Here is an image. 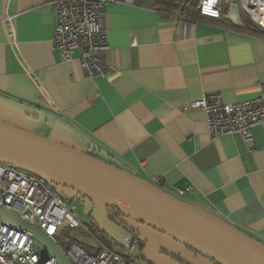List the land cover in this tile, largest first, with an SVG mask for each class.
Masks as SVG:
<instances>
[{"label": "crops", "instance_id": "obj_1", "mask_svg": "<svg viewBox=\"0 0 264 264\" xmlns=\"http://www.w3.org/2000/svg\"><path fill=\"white\" fill-rule=\"evenodd\" d=\"M55 23L54 0H0V122L142 181L161 179L166 191L192 187L188 204L264 249V125L248 151L239 135L211 138L204 111L183 112L213 94L226 104L259 96L264 37L165 17L150 4H111L112 71L93 79L62 61Z\"/></svg>", "mask_w": 264, "mask_h": 264}, {"label": "built area", "instance_id": "obj_2", "mask_svg": "<svg viewBox=\"0 0 264 264\" xmlns=\"http://www.w3.org/2000/svg\"><path fill=\"white\" fill-rule=\"evenodd\" d=\"M137 3L154 6V0H54V49L60 52L64 63H78L85 77H106L112 71L105 56L109 47L107 8L111 4L134 6ZM186 3L201 15L226 20L239 30L264 33V0H186ZM180 6L177 3L176 8L169 9V16L181 17ZM132 46H137L135 40ZM199 109L207 116L211 138L236 134L251 151L255 144L252 130L264 125V85L254 99L226 104L221 95L213 94L192 103L183 112ZM150 184L185 203L192 191V187L166 191L159 186L161 179H154ZM75 199L80 197L68 194L60 184L0 163V209L13 213L50 238L71 264H136L133 261L136 241L124 250L112 242L104 243L94 234L96 255L79 243L68 246L62 243L69 230L90 232L78 219L73 207ZM0 264L57 262L28 233L0 221Z\"/></svg>", "mask_w": 264, "mask_h": 264}, {"label": "water", "instance_id": "obj_3", "mask_svg": "<svg viewBox=\"0 0 264 264\" xmlns=\"http://www.w3.org/2000/svg\"><path fill=\"white\" fill-rule=\"evenodd\" d=\"M0 163L48 179L88 199L94 205L91 221L124 250L136 237L110 219L112 208L123 218L165 233L219 264H264V249L227 223L134 175L3 122ZM0 221L28 233L57 264H71L50 238L13 213L0 209Z\"/></svg>", "mask_w": 264, "mask_h": 264}, {"label": "rangeland", "instance_id": "obj_4", "mask_svg": "<svg viewBox=\"0 0 264 264\" xmlns=\"http://www.w3.org/2000/svg\"><path fill=\"white\" fill-rule=\"evenodd\" d=\"M64 191L75 196V192L69 188H64ZM73 207L78 219L89 228L90 232L69 230L65 238L62 239V243L68 246L69 239L77 241L81 246L96 255L98 249L93 235L95 234L106 244H109V242L102 233L97 232L89 217L93 204L88 199L80 197V199L73 201ZM127 224L136 232L139 238L136 240L133 255V261L136 264H204L206 262V257L195 256L196 254L165 233L155 231L131 219H127ZM39 249L43 250L41 247Z\"/></svg>", "mask_w": 264, "mask_h": 264}, {"label": "trees", "instance_id": "obj_5", "mask_svg": "<svg viewBox=\"0 0 264 264\" xmlns=\"http://www.w3.org/2000/svg\"><path fill=\"white\" fill-rule=\"evenodd\" d=\"M177 3H181V6L179 7V12L181 13V17H183L186 20H189L191 22H196V23L197 22H203V23L213 24L216 26H220V27L228 28V29H232V30H239V29L235 28L234 26H232L226 20L212 19V18L201 15L195 7L189 6L186 3V0H154V7H156L157 9L161 8L162 9L161 10L162 15L165 17L166 16L170 17L171 15L168 13V11H169V9L176 8ZM242 31L243 30H241V32ZM243 32H245L247 34H253L256 36L264 37L263 33L255 32L252 30H244ZM162 185L163 184H160L159 186L162 187ZM93 207H94V205H93ZM93 207H92L91 211L89 212V217L91 216V212L93 210ZM109 215H110V219L112 221H114L117 224L122 225L125 229L131 231L135 235L136 240L139 239L136 232L134 230H132V228H130V226L127 224V219L123 218L121 213L118 210L113 209V208L109 209ZM90 219H91V217H90ZM92 224L95 226L97 232L101 233L99 231V229L97 228V226L93 222H92ZM104 238L109 242V244L111 243L106 237H104ZM76 243H78V242L71 240V239L69 240V245L76 244ZM140 243L142 244V242H140ZM185 246L190 251H192L194 254H196V256H203L200 253H198L197 251H195L192 247H189L187 245H185ZM208 260H210L212 264H219L212 259H208Z\"/></svg>", "mask_w": 264, "mask_h": 264}]
</instances>
